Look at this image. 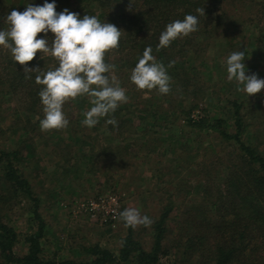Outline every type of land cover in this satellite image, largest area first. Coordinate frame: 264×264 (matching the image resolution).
<instances>
[{
    "label": "rangeland",
    "instance_id": "1",
    "mask_svg": "<svg viewBox=\"0 0 264 264\" xmlns=\"http://www.w3.org/2000/svg\"><path fill=\"white\" fill-rule=\"evenodd\" d=\"M30 3L38 5L35 1ZM3 4L5 11L25 10L19 7L18 0H3ZM257 9L234 10L228 5L229 19L221 22L212 36L202 31L197 35L198 48L181 54L176 62L180 71L185 69L200 82L196 96L174 88L167 95L156 90L137 91L133 83L124 80V71L117 69L115 75L129 99L116 110L115 119L122 123L113 130H104L101 120L93 128L83 126L84 116H79L77 108L68 107L63 109L69 120L66 129L42 132L35 120L43 114L36 116L26 111V94H0V149L20 151V168L29 178L33 195L38 197L36 212L44 220V257L89 259L91 256L83 247L94 244L115 253L130 229L150 250L155 223L165 207H172L166 222V244L172 247L173 238H179L186 211L207 207L214 201L216 192L225 187L230 166L234 170V165H238L239 171L247 167L237 147L218 136L215 123L217 119L224 120L228 131L234 132V99L243 102L242 140L264 155V89L248 97L237 90L235 81L227 80L226 69L227 57L244 51L246 75L256 74L264 79V57L258 53V45H264V18L258 19L261 14ZM97 11L90 6L83 13L92 15ZM2 58L0 66L6 62ZM30 114L35 118H29ZM83 146L92 147L95 152L75 159L73 154ZM105 149L111 151V156ZM10 191L0 180V193L6 194L0 202V221L17 231L15 251L23 254L27 248L24 239L37 229L38 221L33 201ZM107 192L122 194L121 212L135 207L153 221L152 225L133 230L118 217L116 226L110 228L77 209L78 201ZM172 259L180 261L173 250L160 258L162 262Z\"/></svg>",
    "mask_w": 264,
    "mask_h": 264
},
{
    "label": "trees",
    "instance_id": "2",
    "mask_svg": "<svg viewBox=\"0 0 264 264\" xmlns=\"http://www.w3.org/2000/svg\"><path fill=\"white\" fill-rule=\"evenodd\" d=\"M18 1L21 9H26V5L31 1L41 6L45 3V0ZM47 2H55L57 13L67 8L70 12L78 13L81 18L85 15L84 10L90 6L94 7L98 13L92 15L97 16L102 23L114 24L121 30L119 49L106 55L105 60L107 63L115 64V71L117 69L124 71V80L131 82V70L142 57L144 49L150 46L153 49L152 55L156 57L157 62L164 64L171 78V91L173 88L180 89L179 91L194 96L200 90V82L185 69L180 71L181 68H178L176 62L181 54L190 50L195 51L192 47L198 48L197 35L204 31L212 36L213 30L221 22L224 23L229 19L226 10L228 5L234 10L238 7H258V13L261 14L258 19L264 18V0H47ZM222 4L226 6L223 7ZM3 8V0H0V30L9 27L5 18L11 11H5ZM198 8H204L205 15L197 13ZM214 11L217 13H212ZM188 14L198 17V31L194 32L196 35L177 39L169 47L156 51L160 34L165 30L166 25L175 20H183ZM208 15H210L209 19L206 18ZM38 38H43V34H39ZM48 38L51 42L53 34L49 33ZM258 46L260 48L258 53L264 57V45ZM1 56L6 62L0 66V94L8 96L13 92H22L26 94V111L36 116L42 115V105L38 95L41 86L35 82L37 73H31V79H26L23 67L14 62L9 50L0 47ZM38 57H40L39 53L36 58ZM170 61L175 62L172 67H168ZM262 66L264 77V61ZM29 67H39L46 72L58 67V64L51 57H44L41 60L37 59L35 63L29 62ZM175 78L176 80L173 81ZM231 104L235 130L233 133L229 132L227 123L217 119L215 123L218 136L237 147L247 167L239 171L238 165H234V170L230 166L229 175L225 178V187L216 192L214 201L207 207L186 211L179 238H173L172 247L166 244L168 239L166 222L172 207H165L155 223L150 250L145 249L130 229L115 253L106 247L94 244L83 247V250L91 256L89 259L57 260L44 257L41 243L44 220L36 212L38 197L33 195L29 178L20 168L22 163L20 151L0 149L2 184L8 186L16 196L27 197L33 201L34 217L38 221L37 229L26 235L24 239L27 248L23 254L15 251L19 240L17 231L11 225L0 221L2 264H121L129 261L137 264H183L184 262L185 264H264V155L258 151V148L248 145L241 138V134L245 131L241 113L243 102L234 99ZM68 107L77 108L79 116H84L83 113L90 109L91 105L88 99L83 97L64 105V109ZM113 116L115 118V113ZM28 117L34 116L30 114ZM42 118L43 115L38 117L35 123ZM101 121L104 123V130L115 128L106 124L105 119L102 118ZM121 123L122 121L118 127ZM94 152L95 149L92 147L87 149L83 146L79 152L75 151L73 156L76 159V156L82 157ZM105 152L107 156H111L109 149H105ZM5 195L0 193V202L6 199ZM171 250L180 258L179 263L174 259L171 262L160 260L161 256L171 254Z\"/></svg>",
    "mask_w": 264,
    "mask_h": 264
},
{
    "label": "clouds",
    "instance_id": "3",
    "mask_svg": "<svg viewBox=\"0 0 264 264\" xmlns=\"http://www.w3.org/2000/svg\"><path fill=\"white\" fill-rule=\"evenodd\" d=\"M205 15L204 8L196 9ZM6 30H0V47L9 50L11 57L23 67L26 79L31 73H37L35 82L41 86L38 95L42 105L43 118L39 121L40 130L49 132L63 130L69 125L64 113V105L78 98L86 97L90 109L83 113L82 125L95 127L100 120L114 127L118 121L113 114L128 102L126 90L120 86L115 64L107 63L106 55L118 50L122 32L114 24L102 23L95 15L70 12L67 8L56 12L55 2L34 5L29 3L23 12L13 9L6 15ZM198 17L188 14L183 20H175L166 25L161 32L156 51L167 48L180 38L188 37L198 31ZM43 38H38L39 34ZM49 33L53 34L51 42ZM149 46L131 70L130 81L137 91L167 95L171 91V78L164 64L157 62ZM51 57L58 67L42 71L39 67H29L36 58ZM245 52H232L226 59L227 80L235 81L237 90L247 96H255L264 89V79L256 74L246 75ZM170 61L168 67L174 65ZM111 117V118H109ZM125 227L133 230L138 227H150L153 221L147 215H141L135 207L125 208L119 213Z\"/></svg>",
    "mask_w": 264,
    "mask_h": 264
},
{
    "label": "built area",
    "instance_id": "4",
    "mask_svg": "<svg viewBox=\"0 0 264 264\" xmlns=\"http://www.w3.org/2000/svg\"><path fill=\"white\" fill-rule=\"evenodd\" d=\"M76 207L86 217L101 225L113 228L122 208V194L107 192L95 197L85 198L76 203Z\"/></svg>",
    "mask_w": 264,
    "mask_h": 264
},
{
    "label": "crops",
    "instance_id": "5",
    "mask_svg": "<svg viewBox=\"0 0 264 264\" xmlns=\"http://www.w3.org/2000/svg\"><path fill=\"white\" fill-rule=\"evenodd\" d=\"M115 150H116V147H115ZM117 150H118V148H117Z\"/></svg>",
    "mask_w": 264,
    "mask_h": 264
}]
</instances>
